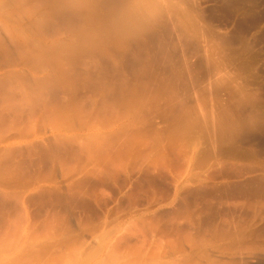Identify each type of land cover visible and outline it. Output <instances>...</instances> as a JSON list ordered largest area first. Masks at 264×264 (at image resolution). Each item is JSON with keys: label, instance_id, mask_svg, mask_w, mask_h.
Here are the masks:
<instances>
[{"label": "bare ground", "instance_id": "1", "mask_svg": "<svg viewBox=\"0 0 264 264\" xmlns=\"http://www.w3.org/2000/svg\"><path fill=\"white\" fill-rule=\"evenodd\" d=\"M165 1L171 3L170 0H162L164 4L159 0H0V178L22 176L20 173L27 164L41 168L37 173L40 182L24 194L12 195L0 189L1 208H9L12 200L24 208L27 201L33 200L62 206L86 203V195L116 180L117 172L111 164L113 154L119 155L130 145L132 140L126 133L130 121L146 112L150 94L168 89L169 78L159 76L155 67L171 56L169 51L176 39L183 45L188 40L187 25L178 24L177 28L176 19L174 23L170 21V14L179 5H165ZM181 12L185 18L186 13ZM173 71L170 76L176 81L177 75H182ZM166 95L154 96L164 101ZM168 96L163 103L167 107L164 115L184 114L188 108L175 99L179 95H173L174 99ZM160 105L157 102L156 109H162ZM83 153L96 166L83 169L81 179L59 182L56 171ZM242 184L246 185L244 188L248 186ZM21 221L3 217L0 238L12 237L16 233L12 230L16 226L13 222ZM155 221H130L133 227L149 224L151 237H148L147 227L146 231L143 228L136 233L129 225L125 226L127 220H119L108 232L107 253L97 252L87 264H264V220L218 223L214 220L216 223L205 224L186 220L190 221L184 223L187 225L180 220L174 225L175 220H168L170 223L167 221L166 225H172L169 229L163 224L158 227L161 221ZM43 223L44 233L34 232V237L28 240L26 232L20 241L5 247L8 255L1 264H60L65 248L62 251L57 247L66 244L59 239V244L51 241V246L48 245L49 240L57 241L59 236L55 233H59L53 229L60 223L58 220ZM72 246L68 243L73 250ZM41 251L48 255L46 260H40Z\"/></svg>", "mask_w": 264, "mask_h": 264}, {"label": "rangeland", "instance_id": "2", "mask_svg": "<svg viewBox=\"0 0 264 264\" xmlns=\"http://www.w3.org/2000/svg\"><path fill=\"white\" fill-rule=\"evenodd\" d=\"M170 1H165V5L170 3L180 8L172 12V20L169 19L172 23L175 19L178 21L174 23L177 28L178 24L187 25L188 40L183 45L176 39V44L169 51L171 56L167 55L168 59L163 58L155 67L159 76L169 78L168 89L164 93L150 94V105L145 107L149 109L151 106L149 111L146 109L147 113L143 112L139 118L130 121L126 131L132 140L130 145L119 155L113 154L115 159L111 164L117 172L116 180L109 184L106 182L93 194L86 195V203L72 202L62 206L33 200L27 201L24 208L20 202L12 200L9 208L0 207V220L3 217L22 220L13 222L16 226H12V230L16 233L12 237L0 238V264L8 255L4 248L20 241L26 232L28 240L34 237V232L44 233V220L63 222L53 229L60 234L55 233L56 237L59 236L57 241L56 238L47 240L48 245L51 241L54 245V242L59 244L60 240L66 244L65 247H57L65 248L61 259L64 262L60 261V264H87L97 252L105 255L107 235L119 220H127L125 226L132 225L130 221L133 220H156V223L160 220L158 227L162 224L167 227L165 222L168 220H175L174 225L179 220L182 225L191 220L196 224L214 220H264V0ZM181 11L186 13L185 18ZM172 66L175 69H171ZM173 70L180 71L176 73L182 75H177L176 81L170 76ZM154 95H179L175 99L185 103L188 109L184 114L188 113L187 116L180 113L164 115L167 107L164 108L163 103L167 98L164 96V101L162 97L158 101L160 97L157 99ZM157 102L162 104L159 106L162 109H156ZM35 166L27 164L23 168L24 173L20 170V177L0 178V189L20 196L37 186L41 179L37 173L41 168ZM94 166L96 162L83 153L76 161L64 163L56 171V177L63 183L76 181L84 176L83 169ZM238 183L250 186L244 188L246 185L242 184L238 188ZM142 225L130 228L133 232L143 228L146 231L149 224ZM169 225L168 229L172 226ZM147 232L149 237L150 229ZM68 243L74 245L73 250L68 248ZM54 248L51 249L54 251ZM40 253V260H46V252ZM54 253L56 251L50 254ZM10 257L12 260V255Z\"/></svg>", "mask_w": 264, "mask_h": 264}]
</instances>
